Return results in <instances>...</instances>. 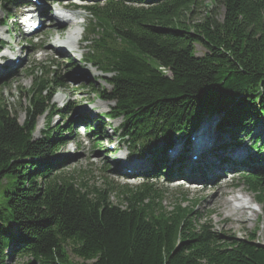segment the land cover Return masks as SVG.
I'll return each mask as SVG.
<instances>
[{
  "label": "trees",
  "instance_id": "obj_1",
  "mask_svg": "<svg viewBox=\"0 0 264 264\" xmlns=\"http://www.w3.org/2000/svg\"><path fill=\"white\" fill-rule=\"evenodd\" d=\"M203 1L108 0L87 9L89 63L112 75L104 78L110 91L91 90L114 104L123 139L140 156L149 145L171 147L175 137L186 138L216 117L219 133L229 135L223 151L245 138L264 149V0H211L224 8L223 21L212 11L196 22ZM34 80L23 124L0 104V264L11 242L13 253L33 264H264L256 233L248 239L219 234L209 214L202 222L198 202L183 207L182 196L168 211L164 194L151 184L83 191L57 174L61 162L52 159L58 142L73 136L70 127H58L57 134L49 129L40 139L34 133L47 112L50 119L64 113L48 94L51 84L62 83L47 74ZM258 156L242 163L248 170L242 182L264 219V158ZM113 193L122 194L125 207L111 201Z\"/></svg>",
  "mask_w": 264,
  "mask_h": 264
},
{
  "label": "rangeland",
  "instance_id": "obj_2",
  "mask_svg": "<svg viewBox=\"0 0 264 264\" xmlns=\"http://www.w3.org/2000/svg\"><path fill=\"white\" fill-rule=\"evenodd\" d=\"M81 11L82 10H77L75 14H79L80 16L78 22L83 24L79 28L82 31V28L87 23V18L83 11ZM212 11H214L212 15L218 21L222 22L225 10L222 7L216 8V6H213L211 4V0H204L196 7L193 19H195L196 22L201 21ZM16 12V8H13L12 5L7 3H4V6L0 8V40L5 42L7 45H10V48L13 49V53L21 55L22 59L26 58V61L21 67H19L20 69L17 68L12 72V74H10L9 77L7 76L8 78L5 81H0V104L10 107L12 112L18 116L19 122L23 123L26 117L25 108L28 106L26 93L33 87L34 79L31 75H33L32 73H35V68L42 65L49 68L47 72L56 71L58 75L63 76L62 81L64 86L57 90V93L52 100V104L54 106L59 109L67 106L71 107L70 110L73 113L72 117L80 114L81 112L84 115H88V113L92 111L95 114H105L109 112L112 104H105L97 100L90 87L93 86V89L95 90H98L97 87L106 90L110 89V87L102 81L101 74L90 67L84 69V67L82 68L80 65H74L72 67L66 66L69 58L60 57L62 52L55 51L56 48L54 44L59 38L58 35L55 34L59 28L61 29V21L59 20V23H55V20L51 21L52 23L48 21L45 24L44 29L40 35H38L42 42L39 44L40 49L36 51L34 48L24 45L20 34L15 31L12 16ZM7 14L11 16L9 20L6 17ZM52 32H54V35ZM63 34L65 35L64 31ZM64 35H62V37L60 36V38H63ZM80 49V55H85L87 53L83 44H80ZM204 53L205 51L202 47H196L197 57H202ZM67 117L68 114H65L64 117H55L53 119H49L47 116L40 118L34 137L37 139L42 138L45 133L49 132V129L55 130L60 125L64 126L65 123L68 122ZM216 119L217 118H212V120ZM69 122H71V120ZM111 124L112 128H119L122 124V120L118 119L113 121ZM215 129L217 130V124L210 126V132L207 137L210 140L208 139L207 141L211 144L218 143L221 146L225 145L226 141L229 139V135H223ZM74 131L77 133L75 129ZM262 137L264 139V133H262ZM65 138L66 139L61 142L62 145H60L58 148L59 151L56 154V156H58V160L63 162L61 163L62 168L59 171L65 177L73 179L76 186H81L82 189H84L83 191H91L93 188L104 190L107 183L115 186H117L116 184H127L125 180H121L116 177V169L112 166L111 161H109L110 157H107L111 146L109 143H103L102 146L95 148L93 139L78 137L76 142L71 141L72 143H68L70 141V137L66 136ZM118 140L119 139L116 138L114 139V144L120 143L119 146L121 154L119 153L118 156H128V154H130V148ZM249 140L250 139L245 138L244 144H247L248 146L243 145L242 148H235V150L226 148L225 152H221L219 155L223 157L222 159L226 160V164H228V160L230 163L234 162L236 164L238 162L237 160H244V158L249 155ZM193 144L194 145L191 148H195L196 143ZM193 155L198 158L195 154ZM56 160L57 158L52 159L53 162ZM218 172V175L221 176V172ZM240 179V177H234L230 180H221L219 183H216V186L213 185L211 188L204 187L201 192H199L201 189H195L194 187L176 188L174 184L170 186H161L157 184L156 186L164 188L168 192L166 199L162 203L168 211L174 207V201L176 199L180 201L182 198L181 195H183L185 197V201H187L183 202V207L188 206L189 203L193 205L194 202L198 201L197 210L201 215L202 222L206 220V214H209V220L211 221L213 229L219 234L224 235L225 237L234 236L239 239H248L250 234L256 233L258 239L257 241L261 245H264V219L262 217V206L256 204L255 195L245 188ZM128 184L130 186H134V184ZM224 192H228V197L231 195L235 197L234 204L231 206L232 209L225 207L223 204L224 198H220L221 202L218 201L212 203L213 198L216 195L224 194ZM111 197V200L115 205L125 207L124 204H120V201H123L121 198L122 194H120V197H117L115 194ZM247 200L249 202V207L247 205V210L244 215L236 217L234 215L235 212H230V210H233L236 206H244ZM67 250L74 263H81L80 259L72 255L70 248ZM10 263L27 264V260L25 258L21 259L15 256L10 260Z\"/></svg>",
  "mask_w": 264,
  "mask_h": 264
},
{
  "label": "bare ground",
  "instance_id": "obj_3",
  "mask_svg": "<svg viewBox=\"0 0 264 264\" xmlns=\"http://www.w3.org/2000/svg\"><path fill=\"white\" fill-rule=\"evenodd\" d=\"M22 6V5H21ZM32 7L35 9V11L38 13V14H40V15H42L44 12H45V9L44 8H41V7H37L36 5H32ZM53 18V19H52ZM52 18H51V21H54L55 23H59L60 21V19L59 18H57L55 15H54V17L52 16ZM64 25L65 26H63V28H59V30H57V32H56V34L55 35H58V37H62V35H64L63 34V31L65 32V34L66 35H64V37L63 38H60L61 40H64L65 42H67V44L66 45H68V44H70V45H72L74 48H79V38L81 37V31L79 32V30L78 29H76V25H77V23L75 22V20H74V18L72 17L71 19H66L65 20V23H64ZM53 33V35H54V32H52ZM51 35V34H50ZM79 36V37H78ZM76 37H78V39H76ZM15 56H17L16 54H15ZM19 59V58H18ZM1 77V76H0ZM226 154V153H225ZM189 158H193V157H190V155L188 156ZM223 157H221L220 155H218L216 158H215V161L214 162H216L215 164H214V168H212V171H213V173H216L217 175H218V171H219V166L221 165V164H223L224 166H227V164H226V160L225 159H222ZM224 158H226V157H224ZM195 159L197 160L198 158H196L195 157ZM178 160H180V159H178ZM207 167H205V171H207V169H206ZM231 168H233V166H229V169H231ZM215 174V175H216ZM175 178H177V177H179V175H173ZM204 178H208V175L207 176H205ZM222 198H224V200H223V204L225 205V207H229L230 209H232L231 208V206L234 204V201H235V197L233 196V195H231L230 197H228V192H224V194H219V195H216L214 198H213V201H212V203H215V202H218V201H220ZM221 202V201H220ZM247 205H248V207H249V202H248V200L246 201V204H244V206H241V207H238V206H236V207H234V209L233 210H230V212H235L234 213V215L236 216V217H241L242 215H244L245 213H246V210H247ZM225 209V208H224ZM234 215H232V216H234ZM240 219V218H239ZM236 221H237V218H236Z\"/></svg>",
  "mask_w": 264,
  "mask_h": 264
}]
</instances>
